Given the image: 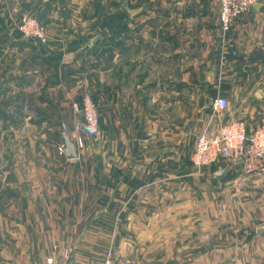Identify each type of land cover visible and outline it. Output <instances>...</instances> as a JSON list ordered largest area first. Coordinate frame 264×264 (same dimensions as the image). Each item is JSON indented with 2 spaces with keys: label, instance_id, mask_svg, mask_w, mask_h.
<instances>
[{
  "label": "crops",
  "instance_id": "obj_1",
  "mask_svg": "<svg viewBox=\"0 0 264 264\" xmlns=\"http://www.w3.org/2000/svg\"><path fill=\"white\" fill-rule=\"evenodd\" d=\"M110 3L108 47L100 34L66 39L47 0L24 3L47 24L46 44L23 39L19 18L0 19V264H91L108 246L134 264H264L258 190L233 194L219 186L237 167L220 159L198 175L190 159L219 122L201 89L229 101L220 121L264 123V0L226 34L218 0ZM84 89L103 138L93 157L69 159L55 147L78 129L70 103ZM167 101L189 103L184 132L167 128Z\"/></svg>",
  "mask_w": 264,
  "mask_h": 264
},
{
  "label": "built area",
  "instance_id": "obj_2",
  "mask_svg": "<svg viewBox=\"0 0 264 264\" xmlns=\"http://www.w3.org/2000/svg\"><path fill=\"white\" fill-rule=\"evenodd\" d=\"M257 1L218 0L221 33L226 34L233 20L249 11ZM16 27L23 39L42 44H46L49 39L47 25L30 13H23ZM228 104L227 98L216 95L209 105L212 115L219 119L221 112L228 107ZM71 108L73 112L82 116L85 129L89 134L98 133L97 104L90 93H84L79 100L73 101ZM78 145H82L80 138ZM64 149V145L59 147L60 153H64ZM190 159L195 173H200L203 168L223 159L228 170L234 167L239 170V174L231 179V186L238 190L243 189L250 176L264 177V123L250 128L243 120L238 119L226 122L219 119L213 127L209 122L207 127L197 135ZM47 264H54V260L48 258ZM95 264L134 263L127 259L116 258L113 250L109 249L105 257Z\"/></svg>",
  "mask_w": 264,
  "mask_h": 264
},
{
  "label": "rangeland",
  "instance_id": "obj_3",
  "mask_svg": "<svg viewBox=\"0 0 264 264\" xmlns=\"http://www.w3.org/2000/svg\"><path fill=\"white\" fill-rule=\"evenodd\" d=\"M48 2L52 3V9L51 13L53 16H56L57 21V28H63V32L66 35V39L69 38L71 42H76L77 44H83L86 42L90 37L100 34L102 35L106 42L104 45L108 47L109 41H108V35H109V30H110V9H111V3L110 0H47ZM13 2V4H12ZM0 0V19H6L10 18L9 16L12 17L14 21H17V19H20V16L23 13H30L37 17L40 20V17L36 16L29 10H25L24 8V3L26 0ZM6 5V7H4ZM9 9V11H8ZM8 13V14H7ZM2 21V20H1ZM19 21V20H18ZM17 21V23H18ZM41 21V20H40ZM43 22V21H42ZM16 23V25H17ZM45 23V22H43ZM62 24V26H61ZM47 25V24H46ZM0 23V29L1 27ZM83 34L82 36H80ZM87 37V38H86ZM68 41V40H67ZM38 43V42H37ZM70 43V42H69ZM40 45H43L42 43H39ZM84 93H89L88 89H84L80 92V98ZM203 96V101L207 104L208 106L210 105V102L212 101V95L211 91L201 89V95ZM211 99V100H210ZM210 100V101H209ZM71 104V103H70ZM176 104V108L173 105V102L167 101L166 102V116H167V128L169 130H174V128L178 129L180 128L182 132H184L185 129L189 128L191 121L195 120L196 117H189L187 113H190L191 111L188 110L189 103L184 101L180 102L179 106L178 103ZM172 105V106H171ZM71 108V106H70ZM179 110V111H178ZM80 117L77 118L76 121H74V127L78 126V129L75 130V128L71 131L70 134V139L71 141L75 142L77 145V151L80 153L82 152L85 157H93V150L89 147L90 145L97 144L102 137V133L98 131V133L91 135L89 134L86 129L82 131V116L79 114H76ZM218 119V118H217ZM219 121V119H218ZM85 128V126H84ZM168 130V131H169ZM183 139L189 138L188 135L186 134L182 135ZM81 139L82 145H78V139ZM18 140H20V137H18ZM63 144L59 143L57 145L55 153L57 155H61L64 153H60L59 147H61ZM24 154V153H23ZM20 155V153L18 154ZM228 170V169H227ZM199 175V173H198ZM237 176V175H236ZM223 177V176H222ZM200 178V177H199ZM214 179V178H213ZM232 178L227 179V177L221 182V185L219 186L220 188H227L230 190L233 194L236 192H241L246 191V189H252L254 188L255 190H258L256 197H255V202L253 201V197H251V205L256 203L257 209L258 210H263L264 211V182L259 184V187H256L254 184V180H264V177L261 176H251L248 178V182L246 186L243 189H236L231 186L230 181ZM254 179V180H253ZM262 184V185H261ZM199 189H207L210 187V189H215L216 187L214 186L213 182L210 181V184L207 182V180L199 179ZM258 188V189H257ZM207 192V190L204 191V193ZM199 193L198 199L200 201L206 199L207 193ZM204 194V195H203ZM211 198V197H210ZM209 198V200H210ZM233 198V197H232ZM214 204L220 205L223 203L222 197L220 195H216L214 198ZM236 199L232 202L231 204H236ZM262 209H261V207ZM259 206V207H258ZM264 217V216H263ZM109 249H112V247H107L106 253ZM114 252V250H113ZM115 255V253H114ZM97 262H93L91 264H95Z\"/></svg>",
  "mask_w": 264,
  "mask_h": 264
},
{
  "label": "water",
  "instance_id": "obj_4",
  "mask_svg": "<svg viewBox=\"0 0 264 264\" xmlns=\"http://www.w3.org/2000/svg\"><path fill=\"white\" fill-rule=\"evenodd\" d=\"M73 55L74 54H69L64 62H66V63L70 62ZM62 136L64 139V146H65L64 153H65L66 157H68L69 159L76 158L77 157V149H76L75 143L73 141H71L70 137L67 135L65 130L62 132ZM225 171H226V169L219 171L217 173V177H221L225 173Z\"/></svg>",
  "mask_w": 264,
  "mask_h": 264
}]
</instances>
